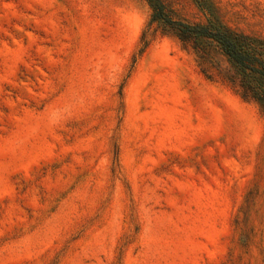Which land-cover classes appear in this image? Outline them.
<instances>
[{
    "label": "rangeland",
    "instance_id": "obj_1",
    "mask_svg": "<svg viewBox=\"0 0 264 264\" xmlns=\"http://www.w3.org/2000/svg\"><path fill=\"white\" fill-rule=\"evenodd\" d=\"M162 1L264 46V0ZM153 14L0 0V264H264V77Z\"/></svg>",
    "mask_w": 264,
    "mask_h": 264
},
{
    "label": "trees",
    "instance_id": "obj_2",
    "mask_svg": "<svg viewBox=\"0 0 264 264\" xmlns=\"http://www.w3.org/2000/svg\"><path fill=\"white\" fill-rule=\"evenodd\" d=\"M146 1L154 12V19L171 25L184 39L211 37L222 45L224 51L236 64L264 77V46L257 39L239 34L221 23H214L207 27L174 20L162 0ZM201 4L205 7V3Z\"/></svg>",
    "mask_w": 264,
    "mask_h": 264
}]
</instances>
